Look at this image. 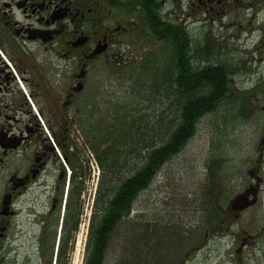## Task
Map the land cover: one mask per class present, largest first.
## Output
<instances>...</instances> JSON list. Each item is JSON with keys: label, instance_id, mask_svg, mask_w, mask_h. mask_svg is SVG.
Returning <instances> with one entry per match:
<instances>
[{"label": "flooded vegetation", "instance_id": "af4514ba", "mask_svg": "<svg viewBox=\"0 0 264 264\" xmlns=\"http://www.w3.org/2000/svg\"><path fill=\"white\" fill-rule=\"evenodd\" d=\"M173 33L183 39L179 65L198 66L196 73L227 69L222 104L264 94V0H0V264H59L75 163L80 160L85 173L83 201L84 180L90 171L95 178L94 163L100 168L105 159L106 127H115L116 117L111 125L102 122L92 97L108 93V66H147L154 80L155 62L172 58L166 47ZM186 73L178 78L184 81ZM163 77L171 100L169 77ZM117 91L115 85L110 95ZM131 125L136 145L138 125L133 119ZM257 149L258 156L245 157L229 176L216 171L218 159L208 166L210 212L198 249L211 241L214 264H264V124ZM133 157L134 170L123 178L136 172ZM34 226L37 233L30 232Z\"/></svg>", "mask_w": 264, "mask_h": 264}, {"label": "rangeland", "instance_id": "374dc122", "mask_svg": "<svg viewBox=\"0 0 264 264\" xmlns=\"http://www.w3.org/2000/svg\"><path fill=\"white\" fill-rule=\"evenodd\" d=\"M215 24L213 26H217L218 22ZM213 31L216 33V30ZM225 32L226 30L221 31ZM141 72L143 70L133 65L121 68L108 66L103 76V86L108 93L101 99L94 96L92 100L100 103L101 120H106V125H111L114 117L115 127L133 119L137 125L147 126V131L144 132L149 140L158 142L162 135L159 127L162 113L166 124L162 123L169 125L171 119L170 104L168 105L171 100L165 97L163 91H152L155 81L151 82ZM91 81L95 83L99 80L92 76ZM115 85L118 91L110 95ZM237 97L239 100L232 97L229 103L216 101L213 109L216 111L202 118L195 135L189 139L183 150L156 173L152 183L135 201L130 216L120 221L111 235L104 264H214L211 241H207L203 251L198 249L205 241L206 218L210 212L205 209L204 194L206 182L210 178L208 166L218 159L219 166L216 171L225 170L223 172L226 176L236 173L233 172L238 170L235 164L245 157L258 156L257 145L263 133L264 114L259 106L260 103L264 106V94H260V97ZM242 102L247 104L246 111L243 112L240 110ZM80 119L83 122L84 117L81 116ZM92 170L96 172L95 178H92L90 171L89 181L84 180L87 184L89 182V185L86 184L88 189L85 190L92 187V196L88 199L86 194L83 198L80 225L74 236V245L67 264H84L86 259L89 213L92 210L93 196L97 194L100 172L98 168ZM119 177L120 174L117 178L109 176L107 179L105 174L104 178L110 183L103 184L104 190L115 186ZM65 195L66 193L60 211V223ZM47 208L45 202L41 209ZM38 230V226L30 228L31 233H37Z\"/></svg>", "mask_w": 264, "mask_h": 264}, {"label": "trees", "instance_id": "16d2710c", "mask_svg": "<svg viewBox=\"0 0 264 264\" xmlns=\"http://www.w3.org/2000/svg\"><path fill=\"white\" fill-rule=\"evenodd\" d=\"M183 39L178 34H171L169 47L172 58L163 64L156 63L153 66L154 80L150 77V69L143 67L142 75L148 76L147 79L155 85L151 89L162 91L164 77H169L168 85L171 104L169 125H165L164 117L160 118L162 130L160 140L152 142L146 136L147 126L138 125L136 137L137 144L132 141V119L131 122H122L113 129L109 126L106 129L107 150L104 152L105 159L99 160V166L108 177H118L119 181L115 186H109L104 190V183H110L107 179H99L97 194L92 209L89 225V236L87 240L86 259L84 264H104L107 250L110 245L111 235L117 228L120 221L130 216L134 201L152 183L153 177L159 170L172 159L191 139L198 128L202 118L214 111V103L220 101L227 91L228 83L224 80L226 73L225 67H203L201 79L197 81L196 73L199 67L189 65L182 67L179 65V48L182 46ZM194 65V64H193ZM157 66V69H156ZM187 68L186 79L181 81L178 78L180 71ZM145 71V72H144ZM140 73V71H139ZM138 73V74H139ZM179 73V74H178ZM183 80V79H182ZM166 81V79H165ZM180 88V90H179ZM164 122V123H162ZM163 124V125H162ZM142 125V122H140ZM167 130V131H166ZM128 135L129 137H126ZM126 138V143H125ZM121 140V141H120ZM125 144H121V143ZM137 156L136 172L132 176L123 178V174L132 171V158ZM79 159V158H78ZM75 165V182L69 199L66 203L64 217L63 240L58 245L59 264H67V257L74 245V236L79 228V217L83 207L82 191L84 169L82 163ZM136 167V166H135ZM123 173V174H122Z\"/></svg>", "mask_w": 264, "mask_h": 264}, {"label": "water", "instance_id": "95a60500", "mask_svg": "<svg viewBox=\"0 0 264 264\" xmlns=\"http://www.w3.org/2000/svg\"><path fill=\"white\" fill-rule=\"evenodd\" d=\"M240 201H241V198L239 197V198H237V200L234 202V204H239Z\"/></svg>", "mask_w": 264, "mask_h": 264}, {"label": "built area", "instance_id": "2783aa9c", "mask_svg": "<svg viewBox=\"0 0 264 264\" xmlns=\"http://www.w3.org/2000/svg\"><path fill=\"white\" fill-rule=\"evenodd\" d=\"M92 206V205H91ZM89 207V205L87 204V206H86V208H88Z\"/></svg>", "mask_w": 264, "mask_h": 264}]
</instances>
